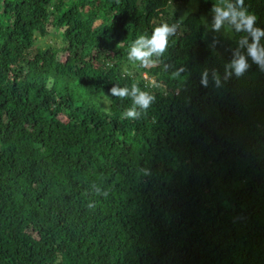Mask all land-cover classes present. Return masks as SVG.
I'll return each instance as SVG.
<instances>
[{
	"label": "trees",
	"instance_id": "trees-1",
	"mask_svg": "<svg viewBox=\"0 0 264 264\" xmlns=\"http://www.w3.org/2000/svg\"><path fill=\"white\" fill-rule=\"evenodd\" d=\"M189 2L0 0V264H264V70L225 78L215 2ZM245 7L264 28V0ZM165 21L175 80L127 60ZM133 82L156 100L130 120L109 89Z\"/></svg>",
	"mask_w": 264,
	"mask_h": 264
},
{
	"label": "clouds",
	"instance_id": "clouds-1",
	"mask_svg": "<svg viewBox=\"0 0 264 264\" xmlns=\"http://www.w3.org/2000/svg\"><path fill=\"white\" fill-rule=\"evenodd\" d=\"M210 15L211 22L206 24L205 35L207 37L209 32L212 33V48L215 49L221 44V35L231 34L235 38V47L230 49L231 58L224 64V77L243 75L250 68L249 60L264 70V28L257 25V17L245 7V0H215ZM178 28L179 24L165 21L153 26L150 33L138 35L129 47L127 60L143 69L158 66L170 79L181 78L186 69L166 62L170 44ZM210 76L216 86H220L221 75L216 69H204L201 73V84L206 87ZM158 86V83L152 85L153 88ZM109 93L112 97L131 101L124 112V118L130 120L138 119L156 100L154 92L142 89L136 82L124 86L113 84ZM94 187L98 194L107 195L99 187Z\"/></svg>",
	"mask_w": 264,
	"mask_h": 264
},
{
	"label": "rangeland",
	"instance_id": "rangeland-1",
	"mask_svg": "<svg viewBox=\"0 0 264 264\" xmlns=\"http://www.w3.org/2000/svg\"><path fill=\"white\" fill-rule=\"evenodd\" d=\"M198 2H199V0H191V2H189V4L187 5L186 9H181V8L177 7L178 5L172 4V9H174V10L178 9L180 14L184 15L187 10L195 11L197 9ZM214 2H215V0H214ZM202 16H203V20H204V33H205L206 24H209L211 22V15H210V12H207V13H203ZM211 36H212L211 32L208 33L207 37L205 35V38L209 43L211 41ZM219 39L221 41V44L219 46H217L214 49V51L218 54V56L220 58H222L230 50V42L232 40V35L231 34H224V35L219 36ZM59 44H60V39L56 35L51 34V35H48L46 37L39 36L37 38V41L35 42L34 49L42 48V47L47 46V45H51L53 47H56ZM134 67H136V65H134ZM134 69H136V68H134ZM144 77L145 78L147 77L146 74H144ZM151 82L153 83V80H151ZM94 102L96 104L102 106L103 108H106L107 102H108L107 96L104 95V96L94 100Z\"/></svg>",
	"mask_w": 264,
	"mask_h": 264
}]
</instances>
